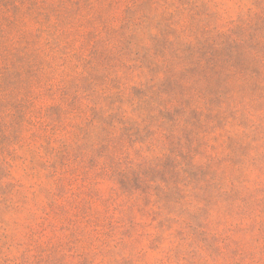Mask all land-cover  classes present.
<instances>
[{"label":"rangeland","instance_id":"1","mask_svg":"<svg viewBox=\"0 0 264 264\" xmlns=\"http://www.w3.org/2000/svg\"><path fill=\"white\" fill-rule=\"evenodd\" d=\"M0 264H264V0H0Z\"/></svg>","mask_w":264,"mask_h":264}]
</instances>
